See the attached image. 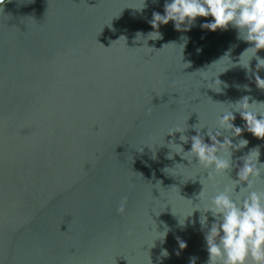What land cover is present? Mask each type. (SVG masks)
<instances>
[{
  "label": "water",
  "instance_id": "obj_1",
  "mask_svg": "<svg viewBox=\"0 0 264 264\" xmlns=\"http://www.w3.org/2000/svg\"><path fill=\"white\" fill-rule=\"evenodd\" d=\"M145 3L142 11L141 0L0 6V264H189L191 257L207 264L199 212L179 224L199 203L203 169L195 159H167L162 137L186 123L195 135L198 120L212 127L227 103L245 95L264 101V90L239 65L215 62L225 53L236 62L249 45L231 27L202 29L211 17H197L188 31L169 21L161 39L142 47L164 0ZM257 54L264 58V50ZM216 76L220 93L204 87ZM241 138L249 143L232 159L259 146L264 162V139L246 131ZM226 175L235 179L236 169ZM257 188L264 190V174Z\"/></svg>",
  "mask_w": 264,
  "mask_h": 264
},
{
  "label": "clouds",
  "instance_id": "obj_2",
  "mask_svg": "<svg viewBox=\"0 0 264 264\" xmlns=\"http://www.w3.org/2000/svg\"><path fill=\"white\" fill-rule=\"evenodd\" d=\"M145 7V0H141V7L136 10L142 11ZM197 17H211V20L200 25L202 29L214 32L231 27L236 30V38L249 46L240 53L236 62L230 59L228 53L215 62L226 59L231 65L229 68L239 65L246 74H250V81L258 89L264 90V78L259 74L264 72V58L257 54L259 50H264V0H164L163 14L153 11L148 21L153 31L147 33L142 47H148L147 40L162 38L158 31L161 25L172 21L177 31H188L194 26ZM138 37H141V33H137ZM182 39L184 44L179 45L184 48L187 37ZM253 59L256 61L254 68L250 66ZM203 82L205 88L217 93L222 91V82L217 76L206 77ZM244 89L251 91L248 85H244ZM258 106H264V101H256L245 95L235 102L227 103L212 127H206L198 120L191 126L195 135L186 134L189 128L186 123L183 127L169 128L162 137L160 147L169 149L167 159H173V154L189 163L195 159L203 169L202 178L199 176L202 185L197 195L199 203L188 216L179 220V224L184 226L185 218L199 212L198 223L208 253L207 264H264V190L257 188L264 174V162L259 160V146L236 160L232 159L233 152L247 147L249 143L247 139L241 138L242 132L264 139V108ZM237 113L243 121L242 127L233 123ZM202 129H206L203 134ZM176 133L180 134V143L175 142ZM166 136L169 137L167 141ZM205 136L209 142H205ZM232 138L239 139L233 143ZM189 142L190 148L185 150L183 145ZM155 157L156 151L152 152V158ZM233 168L236 169L235 179L226 175ZM218 177H226L227 183L221 185ZM205 181L212 187L211 194L205 191ZM123 211L122 202L117 212ZM158 233V238L163 241L167 228ZM177 242L179 249L187 247L185 241L177 238ZM160 255L167 257V250L161 249ZM189 264H196V257H191Z\"/></svg>",
  "mask_w": 264,
  "mask_h": 264
},
{
  "label": "built area",
  "instance_id": "obj_3",
  "mask_svg": "<svg viewBox=\"0 0 264 264\" xmlns=\"http://www.w3.org/2000/svg\"><path fill=\"white\" fill-rule=\"evenodd\" d=\"M6 0H0V6L5 3Z\"/></svg>",
  "mask_w": 264,
  "mask_h": 264
}]
</instances>
